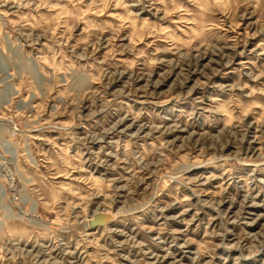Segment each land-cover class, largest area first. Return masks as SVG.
<instances>
[{
	"label": "rangeland",
	"instance_id": "rangeland-1",
	"mask_svg": "<svg viewBox=\"0 0 264 264\" xmlns=\"http://www.w3.org/2000/svg\"><path fill=\"white\" fill-rule=\"evenodd\" d=\"M0 264H264V0H0Z\"/></svg>",
	"mask_w": 264,
	"mask_h": 264
}]
</instances>
